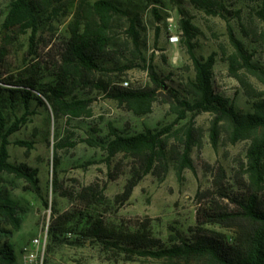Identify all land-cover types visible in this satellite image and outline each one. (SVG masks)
<instances>
[{"label": "trees", "instance_id": "trees-1", "mask_svg": "<svg viewBox=\"0 0 264 264\" xmlns=\"http://www.w3.org/2000/svg\"><path fill=\"white\" fill-rule=\"evenodd\" d=\"M53 0H11L4 28L10 31L13 27L30 28L29 53L38 57L33 44L40 21ZM59 1V0H58ZM197 7L207 13L222 15L226 11L218 0H192ZM252 4V11L259 22L253 31L244 30V38L252 47L238 39L231 27L227 25L228 39L233 51L226 55L228 70L242 86L250 108L238 110L234 104L224 97L213 81L215 53L198 56L195 53V39L199 29L182 11L179 19L180 43L185 47L192 63L194 75L187 81L184 94L164 83V77L155 71V67L139 57L140 20L137 14H130L121 9L115 0H73L72 19L68 24L69 37L63 41L52 56L51 63L41 68V60L33 58L16 76L2 79L0 73V179L1 174L13 175L27 183L26 190L33 193L45 208H49L48 199L44 197L37 177L38 170L25 163L9 161L8 137L18 130L26 119L31 101L48 106L54 121L61 117H78L88 113L89 100L79 97V92L97 90L107 98L115 101L126 111L137 116L151 112L157 100L159 90L164 94L165 103L175 119L169 125L159 129L144 128L134 134H124L112 125L108 127L106 138L101 139L100 146L110 159L119 154L133 159L131 177L126 181L123 191L117 195L121 202L131 196L141 175L157 170L167 169V153L171 151L176 158L174 165L179 175L183 168L192 169L190 152L198 142V129L194 127L192 118L202 112L212 116L209 127V138L215 147L221 133L227 136L231 144L247 141L245 162L241 170L246 174L240 176L241 192L226 193L224 187L225 171L217 166L213 174V183L219 189V196L225 201H218L212 196L213 191L202 193V199L195 213V226L190 237H180L169 246L153 237L146 221L137 223L132 231L112 228L94 213L93 205L101 204L104 195L95 184H89L76 193L79 206L76 214L58 213L54 208L47 228L48 248L54 244L69 242L66 234L76 237L72 244L82 245L86 240L102 243L106 248H114L122 252L138 256L166 259L172 264H264V0H247ZM51 3V2H50ZM55 8V7H53ZM125 17L127 33L132 39L137 56L147 70L151 84L142 87H124L120 81L105 80L98 76L108 69L119 67L117 54L112 48L110 29L114 18ZM9 41V36H5ZM8 44L0 47V63L9 54ZM258 59L255 60V57ZM42 59V58H41ZM50 61L46 62L49 63ZM9 64L4 67L8 70ZM134 65L130 66L133 67ZM119 72L122 70L119 67ZM243 71L240 72V71ZM252 76L260 85L257 90L245 77ZM20 102L24 108L20 117L7 126L3 107ZM190 121L175 131L173 126L185 119ZM173 132V133H172ZM171 133L178 143L168 144L167 134ZM65 139L54 143L52 157V187L55 194L67 196L59 184L60 158L57 153ZM89 144H95L87 140ZM17 145L30 143L18 140ZM141 171V172H140ZM204 195V196H203ZM198 193V197H199ZM74 218L76 220L73 222ZM21 213L12 201H0V221L10 228L0 227V234L11 236L19 230ZM207 225H219L232 232L231 236H221ZM1 226V225H0ZM129 258V257H128ZM0 264H17L13 247L10 244L0 246Z\"/></svg>", "mask_w": 264, "mask_h": 264}, {"label": "rangeland", "instance_id": "rangeland-1", "mask_svg": "<svg viewBox=\"0 0 264 264\" xmlns=\"http://www.w3.org/2000/svg\"><path fill=\"white\" fill-rule=\"evenodd\" d=\"M73 0H53L47 12L42 16L36 32L33 49L38 57L29 53L30 28L13 27L10 31L4 28V20L11 0H0V47L8 44L9 54L0 63L1 78L16 76L22 73L24 66L33 58L41 60V68L45 69L54 52L69 37L68 24L72 19ZM94 2L95 0H88ZM121 9L139 17L140 55L155 67V71L164 77L166 89L174 88L184 94L187 81L193 77L194 71L185 47L180 43L179 19L183 11L200 33L194 40L195 53L204 56L215 53L213 81L220 93L227 97L241 111L250 108V100L246 97L242 86L231 76L228 70L226 55L233 51L228 39L227 25L235 36L252 47L244 38L243 31H253L259 22L252 11V4L247 0H218L227 11L222 15H213L205 9L197 7L192 0H115ZM55 7V8H53ZM110 34L112 48L117 54L119 67L103 72L101 78L114 81H128V86L142 87L151 84L143 62L137 56L132 39L127 33L125 17L114 18ZM172 19V20H171ZM9 36V41H5ZM173 37L172 39L170 37ZM48 54L50 55L48 57ZM42 58V59H41ZM258 56L255 57V60ZM50 61L49 63H46ZM8 70H5L6 64ZM134 65L130 68V66ZM240 72L243 73L241 70ZM245 77L252 87L260 90L261 85L250 75ZM121 81V82H122ZM79 97L89 100L88 113L78 117H61L54 121L52 112L37 102L31 101L26 119L9 137V161L25 163L38 170L37 177L42 194L48 199L49 208H45L39 198L26 190L27 183L13 175L1 174L0 201H12L21 213L20 228L11 236L0 234V246L10 244L13 247L16 263L23 264L24 247L45 234L55 208L58 213L76 214L79 206L76 193L89 184L101 189L104 198L99 205H93L94 213L102 217L110 227L123 231H132L137 223L146 221L153 237L167 246L178 238L190 237L195 226V213L202 199V193L213 191L212 196L218 201H225L219 196V189L213 183V174L217 166L225 171L224 187L226 193L241 192L242 179L246 174L241 165L245 162L247 141L231 144L227 136L221 133L216 146L211 144L209 127L212 116L202 112L193 116L192 123L198 129V142L192 148L190 157L193 168H183L180 174L174 167L176 158L171 151L167 153V169L165 172L154 170L141 175L138 184L128 200L121 202L117 195L121 194L126 181L135 167L133 159L119 154L110 159L100 146V141L107 137L109 125L124 134H134L144 128L159 129L169 125L175 119L169 104L163 102L164 94L159 90L157 100L150 113L137 116L126 111L115 101L107 98L97 90L80 91ZM24 108L20 102L6 104L3 113L6 125H11L20 117ZM188 116L173 126L175 131L190 121ZM173 133V132H172ZM168 144L178 143L173 134L168 133ZM65 139L57 153L60 158L59 184L67 196H60L53 191L52 157L54 143ZM22 140L30 143L17 145ZM64 140V141H65ZM87 140L95 142L89 144ZM141 172V171H140ZM199 193V197H198ZM204 196V195H203ZM76 220L74 218L73 222ZM0 227L10 228L0 221ZM221 236H231L232 232L219 225H207ZM69 242L54 244L48 248L34 247V261L42 264H172L166 259L128 255L114 248H106L102 243L86 240L84 244H72L75 234H66ZM129 257V258H128ZM34 264V262H32ZM195 264V263H191Z\"/></svg>", "mask_w": 264, "mask_h": 264}, {"label": "built area", "instance_id": "built-area-1", "mask_svg": "<svg viewBox=\"0 0 264 264\" xmlns=\"http://www.w3.org/2000/svg\"><path fill=\"white\" fill-rule=\"evenodd\" d=\"M172 20V19H171ZM171 39L173 38L172 36L170 37ZM124 87L128 86V81L124 80L121 83ZM46 231L45 234L40 236L37 239H33L31 244L27 245L24 247V256H23V264H33L32 262H34V264H42V261L38 262V261H34L35 258V254H34V247L36 248V250H38L39 246H42V248H44L45 246V242H46Z\"/></svg>", "mask_w": 264, "mask_h": 264}]
</instances>
